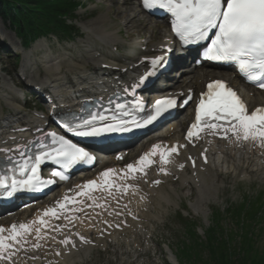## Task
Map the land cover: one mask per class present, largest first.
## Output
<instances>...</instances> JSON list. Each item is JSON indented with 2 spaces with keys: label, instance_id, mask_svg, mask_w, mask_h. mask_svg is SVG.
<instances>
[{
  "label": "bare ground",
  "instance_id": "1",
  "mask_svg": "<svg viewBox=\"0 0 264 264\" xmlns=\"http://www.w3.org/2000/svg\"><path fill=\"white\" fill-rule=\"evenodd\" d=\"M114 2L116 0L109 1L110 6L107 4V10L105 12L100 13L90 23L88 21L90 25L85 27V36L79 41L82 46L81 54L83 61L76 63L67 56H48L47 54H43L40 63L42 72L44 73V80L41 83L43 86L47 85L50 87L51 94H54L57 100L66 101L72 94H85L87 91H98L110 88L115 83L117 84L119 77H124V82L126 83L129 81L137 82L138 78L143 74L142 70L145 69L146 65H149L147 62L149 58L164 56L167 53L166 46L170 44L165 40V37L160 38L158 41L153 39L156 31L164 34L168 31L166 24L150 20L147 14L142 11H140L143 14L141 16L140 12L133 8L134 0H118L120 3L127 2L130 5L127 7H122L119 4L116 6ZM122 31L124 35H121ZM102 46L108 47L110 52L106 54L101 53L99 50ZM116 46H120L122 49L125 48L126 51L122 56L125 60L120 65L115 61L117 56L120 57L113 51ZM45 47L46 45L42 41L34 45V48L38 50H43ZM142 47H144V50H140ZM141 58H146L147 60L140 62ZM24 62L22 68L27 71L29 78L37 83L39 78L30 70H27L28 61ZM181 72L188 74H181ZM92 74L101 76L94 77ZM173 75L175 77L172 79V85L176 89L170 90H174V95L183 93L186 96L190 91H194L196 94V92L203 90L206 81L223 79L239 91L251 108L264 106V93L246 88L248 86H244L231 75L228 76L219 71L195 69L191 65L180 71V74L173 73ZM67 79L70 80V83L66 82ZM199 79H201L202 86H200V82H197ZM11 88L12 86H7V90L11 91ZM10 93L6 92L5 94L10 96ZM250 93H252L251 96ZM3 101L8 102L5 99ZM10 104L15 111V120H10L8 123L14 121L15 123L13 124H16V121L17 123L19 121V124L22 125L15 126L17 128L16 133H18V130L22 131V133L15 136V141L18 139V136L29 138L36 135L39 132L37 131L39 126L27 125L26 113L22 111L21 106L19 104L14 105L12 102ZM191 119V116L187 118L186 123L190 122ZM181 124L182 120L170 124L163 132L151 138L149 141L142 143V147L136 150L133 160L143 152L152 151L154 145L167 148L171 145L172 141H175L179 149L177 152L178 155L173 157L172 160L170 157L166 165L154 161L150 168H147L146 172H143L144 175L139 173V175H135L129 180L134 188L135 194L134 196H129L127 200H121L120 203H127V207L132 209L133 213L138 212V215H140L143 209L148 210L149 207L160 211L163 210L162 205L164 203L166 206L174 203L173 197L184 196L172 187L181 189L191 187L195 192V197L191 201L192 207L202 213H206L203 207L211 199H216L217 189L219 188L216 180H221L223 175L230 174L233 177L245 179V175L252 174L264 181V150L258 146V143L254 144L250 140L236 141L232 135H228L232 137L231 139L222 138V131H218L214 135L209 134L207 131L200 139L193 141V147H184L185 143L181 140L184 127L182 133L178 134V129ZM198 150L204 151L202 153H205L207 160L202 162L199 158V153L197 156L200 162L198 165L196 163L195 168L190 169L189 174H186L184 169L187 167V161L184 160V156L187 152L194 155L195 151ZM99 157L101 158L102 156ZM106 168L104 167V169ZM160 169L165 171L163 173H157ZM180 171L183 172L180 173ZM171 175L179 177L180 180L177 185L172 186L170 181L173 177ZM147 182H151V185L156 187L148 191L150 194L149 198ZM154 196H157L156 200L152 198ZM151 204H154V206ZM20 214L22 216L24 212H20ZM13 217L15 215L10 217L9 220L13 219ZM138 223L140 222L136 224ZM31 253L32 251H29L26 253V256ZM30 256L35 257L37 254ZM27 258L24 257V259ZM4 264L17 263L15 257H12L10 260L4 262ZM28 264L31 263L28 262Z\"/></svg>",
  "mask_w": 264,
  "mask_h": 264
},
{
  "label": "snow or ice",
  "instance_id": "2",
  "mask_svg": "<svg viewBox=\"0 0 264 264\" xmlns=\"http://www.w3.org/2000/svg\"><path fill=\"white\" fill-rule=\"evenodd\" d=\"M142 2L146 9L159 7L171 13L174 17L172 28L184 44L207 39L210 29H218L205 54L207 59L235 62L249 82L256 83L258 87L264 89V0H142ZM162 61L163 57H158L152 60V64L156 66ZM189 100H191L190 95L184 103L187 104ZM175 106V99L157 100L155 102L156 116H153L147 123H152L161 112ZM118 107L122 106L118 105ZM221 121H225L228 126L225 127ZM84 123L89 126V130L76 131L77 136L94 137L105 132L129 130L126 122H121L120 126L107 125L103 128L91 126V121ZM221 129L223 130L222 138L231 139L232 137H229L228 133H232L236 141L251 140L254 144L258 142V146L264 148V108H257L249 114L246 105L237 93L224 81L215 80L207 85V91L201 95L196 108L195 122L191 125L187 136L191 140L192 137H198L205 130L214 135ZM60 145L55 149V154L50 157L57 163L64 162L67 165L93 159L83 148L69 143L63 137H60ZM160 148V145H154L150 154L146 153L142 156L138 161L139 169L133 164L127 165V169L130 172L143 171L153 162L150 156L155 155ZM170 152L177 153L178 149L173 147ZM160 158L164 163L169 162L163 152L160 153ZM42 161L43 157H36V166L31 169L33 176L20 181L21 187L32 189L37 183H40L35 177V173ZM113 171V169H108L101 174L109 189L113 185L108 183L107 178ZM52 175L58 176L61 180L65 179L61 172H53ZM47 183L51 184L54 181L49 180ZM157 183L159 182L157 181ZM16 184L17 182L13 180V191L16 189ZM2 185L4 182L0 181V186ZM95 186V181H89L84 185L85 188ZM8 194L12 195V192ZM83 194L80 193V195ZM65 199L67 200V197ZM58 204L60 209L65 207L62 203L58 202ZM95 206L103 207L101 204ZM74 211H83V209H74ZM44 215L59 218L55 209H47ZM39 223L45 224V221L41 220ZM4 231L5 229L0 227V233ZM30 231L29 225L22 223L18 227L12 225L9 236L0 235V259H11L10 255L6 256L4 253L11 249L13 244L6 243V241H12L22 246L23 243H26L25 235ZM35 231L40 238L41 229L36 228ZM68 242L67 240L61 241L65 244ZM35 247H39V245H35Z\"/></svg>",
  "mask_w": 264,
  "mask_h": 264
},
{
  "label": "trees",
  "instance_id": "3",
  "mask_svg": "<svg viewBox=\"0 0 264 264\" xmlns=\"http://www.w3.org/2000/svg\"><path fill=\"white\" fill-rule=\"evenodd\" d=\"M79 6L81 4L77 0H0V17L8 21L22 40L28 43L50 32L67 33L69 26L65 19L72 16ZM250 251L253 252L252 247ZM210 254L206 264L231 262L232 252L227 248L211 247ZM249 262L264 264V257L256 254Z\"/></svg>",
  "mask_w": 264,
  "mask_h": 264
},
{
  "label": "rangeland",
  "instance_id": "4",
  "mask_svg": "<svg viewBox=\"0 0 264 264\" xmlns=\"http://www.w3.org/2000/svg\"><path fill=\"white\" fill-rule=\"evenodd\" d=\"M80 1L83 3L84 8L79 9L77 11V13H76V15H77L76 16L77 17L76 26L79 28L80 31L81 30L84 31L85 30V27H87L88 25H90L89 23L91 22L92 19H94L100 13H103V11L105 12L107 10V8H106L107 7V4H108V6H110V3H108V2L111 1V0H80ZM114 3H115L116 6L118 4L121 5L122 7L123 6L124 7L130 6V5H128L127 2L120 3V2H118V0H116V2H114ZM135 3L137 4V1L136 0H134L133 8L134 9H137L138 12H140V10L137 8L138 6L135 5ZM111 5H112V3H111ZM106 13H108V12H106ZM140 15L142 16L143 14H141V12H140ZM148 18L150 20H152V21H155V22L156 21L157 22H160L161 21L159 19H155V18L150 17V16H148ZM88 21H89V23H88ZM84 24H85V26H84ZM122 32H121V35H124V32H123V34H122ZM11 33H12V31L8 28V26L0 22V39H1V37L7 38L8 40L14 39V37H13V35ZM166 33L164 34V33L160 32V31H156L153 39H155V41H156L157 39L159 40L160 38H164V37L167 38L168 35ZM84 36H85V31H84ZM143 36H142V38L144 39ZM64 43L67 46L71 45L68 42H60V45H62ZM102 47H104V46H102ZM104 50H108V49L107 48H104ZM61 52L62 51L59 50V46H54V48H53V53L54 54H60L61 55ZM109 52H110V49L106 53H109ZM116 52H114V53H116V55H118V53H119L121 56L126 53L125 48L122 49L121 47H118L117 50H116ZM101 53H103V52H101ZM106 53H103V54H106ZM71 54H72V56L74 58H77L76 57L77 56L76 54H73L72 52H71ZM3 56H4V54H3ZM6 58H7V56L5 55V57H3V59L6 61L7 60ZM117 58L115 59V61H119L121 63L123 62V60H125V59H123V57H118L117 56ZM80 59H81V57H79V60ZM4 60H2V62H1L2 66L4 64ZM81 61H83V60H81ZM81 61H78V62H81ZM6 63H7L6 64L7 69L10 70L11 67H10L9 63L7 61H6ZM187 65H189V64H187ZM227 75L230 76L229 74H227ZM200 80L201 79H199L197 82L199 83ZM200 86H201V82H200ZM232 182L230 183V185L232 184ZM253 183H255V184L258 185V188L257 189H264V184L262 185V184H259L257 182L251 181V182H249V185H250L249 187L252 190H253V187H252V184ZM243 186H247V184H243ZM231 187H232V190H230ZM234 187L240 188L241 185L239 183H236V185H234V186H229V187L227 186L226 188H224V190H222L220 192V195L223 196L224 198H227L228 197V198H234V200L235 199H238L240 196H239V193L237 191L233 190ZM168 210L171 211V208H169ZM159 220L163 221V223L157 224V223L154 222L150 226V228L153 231V236H154L155 239H158L159 240V242L161 244V247L165 243H169V246L171 247V244H174V241L177 238L181 237V235H182V227L178 223H176L174 221H171V219L169 218V216L168 215H165V214L161 215V218ZM260 220H264V217L261 216L260 217ZM231 228H233V227L231 226ZM227 229H230V228H227ZM263 244H264V235H261V237L256 240V248H261L263 246ZM155 252H156V254L157 253H163L162 252V249L160 248L159 245H158L157 250ZM153 260H154V258H153ZM153 260H152V257L149 256V259L147 260V264H155Z\"/></svg>",
  "mask_w": 264,
  "mask_h": 264
}]
</instances>
